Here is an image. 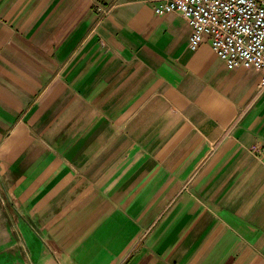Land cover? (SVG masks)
Instances as JSON below:
<instances>
[{"label": "crops", "instance_id": "0c3cea01", "mask_svg": "<svg viewBox=\"0 0 264 264\" xmlns=\"http://www.w3.org/2000/svg\"><path fill=\"white\" fill-rule=\"evenodd\" d=\"M156 0H0V264H264V90Z\"/></svg>", "mask_w": 264, "mask_h": 264}, {"label": "built area", "instance_id": "2783aa9c", "mask_svg": "<svg viewBox=\"0 0 264 264\" xmlns=\"http://www.w3.org/2000/svg\"><path fill=\"white\" fill-rule=\"evenodd\" d=\"M164 15L181 13L191 24L190 47L205 38L229 68H257L264 90V0H156Z\"/></svg>", "mask_w": 264, "mask_h": 264}]
</instances>
